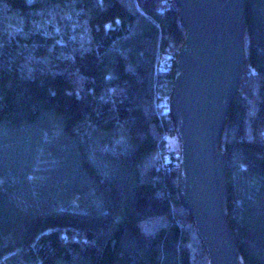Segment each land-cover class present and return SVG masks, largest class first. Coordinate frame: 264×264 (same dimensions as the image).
Returning <instances> with one entry per match:
<instances>
[{"label": "trees", "instance_id": "1", "mask_svg": "<svg viewBox=\"0 0 264 264\" xmlns=\"http://www.w3.org/2000/svg\"><path fill=\"white\" fill-rule=\"evenodd\" d=\"M246 15L221 148L239 257L264 264V0ZM184 40L175 0H0V264H208L155 99Z\"/></svg>", "mask_w": 264, "mask_h": 264}, {"label": "water", "instance_id": "2", "mask_svg": "<svg viewBox=\"0 0 264 264\" xmlns=\"http://www.w3.org/2000/svg\"><path fill=\"white\" fill-rule=\"evenodd\" d=\"M185 40L173 72L170 116L179 141L178 193L208 264H246L227 212V154L221 148L241 83L246 0H175Z\"/></svg>", "mask_w": 264, "mask_h": 264}, {"label": "built area", "instance_id": "3", "mask_svg": "<svg viewBox=\"0 0 264 264\" xmlns=\"http://www.w3.org/2000/svg\"><path fill=\"white\" fill-rule=\"evenodd\" d=\"M162 88V87H160ZM172 93V91H171ZM171 93L169 92V88H166L164 91L162 89H159V85L156 86V94L155 99L159 107H161L164 111H167V113L170 114V98Z\"/></svg>", "mask_w": 264, "mask_h": 264}, {"label": "rangeland", "instance_id": "4", "mask_svg": "<svg viewBox=\"0 0 264 264\" xmlns=\"http://www.w3.org/2000/svg\"><path fill=\"white\" fill-rule=\"evenodd\" d=\"M170 144H171L172 149H175L179 155V141L177 139V136L170 138Z\"/></svg>", "mask_w": 264, "mask_h": 264}]
</instances>
